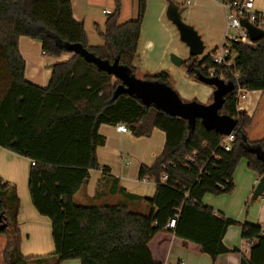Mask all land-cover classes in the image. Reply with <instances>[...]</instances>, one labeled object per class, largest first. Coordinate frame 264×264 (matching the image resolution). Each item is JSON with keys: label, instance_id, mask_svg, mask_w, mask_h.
<instances>
[{"label": "trees", "instance_id": "16d2710c", "mask_svg": "<svg viewBox=\"0 0 264 264\" xmlns=\"http://www.w3.org/2000/svg\"><path fill=\"white\" fill-rule=\"evenodd\" d=\"M114 3L105 30L97 27L104 43L93 46L84 24L74 17L71 0H0V148L35 162L28 188L38 212L52 222L54 241V251L49 254H22L20 197L17 187L0 177V234L8 238L5 264H61L71 259H79L81 264H163L151 249L159 233L171 234L186 246L190 242L200 246L215 262L222 254L240 253L239 247L224 243L228 229L237 224L244 240L255 241L241 264H264V228L225 216L203 202L208 193L220 195L234 189L233 176L242 159L250 170L264 175V156L258 158L248 149L259 148L264 153V37L254 47L231 44L237 56L228 72L240 73L242 89L262 94L252 115L237 110L236 90L226 96L220 113L238 119L235 141L226 151L223 135L208 130L201 120L188 138L187 120L147 107L135 96L116 95L119 82L113 75L68 49L70 44H78L102 59L113 62L119 58L135 73L133 62L147 0H139L137 18L124 23H120L122 0ZM22 36L40 41L46 55H71L52 66L46 87L25 77L26 61L19 48ZM211 54L202 60L199 56L185 60L190 78L198 80L199 71L207 76L211 68L218 76L224 71ZM146 79L171 85L166 71ZM118 123L127 124L136 136H149L155 128L166 133L161 155L139 170L140 179L148 177L156 183L155 195L130 196L149 205L147 214L125 204L81 205L74 201L92 169L101 170L104 178L110 174L97 156V148L106 142L99 127ZM164 174L168 176L165 181ZM117 190L115 180L111 191ZM119 191L127 195L125 189ZM176 210V227L167 228Z\"/></svg>", "mask_w": 264, "mask_h": 264}, {"label": "crops", "instance_id": "0c3cea01", "mask_svg": "<svg viewBox=\"0 0 264 264\" xmlns=\"http://www.w3.org/2000/svg\"><path fill=\"white\" fill-rule=\"evenodd\" d=\"M71 1L74 17L84 24L90 45H102L104 41L98 35L97 27L102 31L105 30L108 15L115 9L114 0ZM127 1L122 0L120 23L135 19L138 15L139 0L132 1L133 7L129 13L126 10ZM225 1L193 0L191 5L186 6V21L201 34L205 49L210 45L213 49L210 53L224 42L226 32ZM168 2V0H147L142 28L143 25H147L148 16L152 14L157 17L158 21H161L162 14L168 10ZM172 2L176 3L174 0ZM255 8L258 11H264V0H255ZM105 10H109L110 13H105ZM92 26L99 39L96 44L91 43L88 31ZM19 48L26 61V79L42 87H46L49 83L52 66L71 57L70 54L60 57L46 55L40 41L26 36L20 37ZM139 49L140 41L138 52ZM167 49L168 46L164 47L160 42L157 45L150 40L144 49L146 51L144 62L146 64L157 62V65L162 66V60L167 56ZM137 55L133 62L136 71L139 69L136 62ZM250 92H254L252 97L249 96ZM210 94L208 95L211 99L213 94L212 96ZM261 94V91H248V99L245 102L247 107L244 106L250 115L254 113ZM99 133L105 136L106 142L97 148L98 160L102 166H108L111 172L108 177L104 178L101 170L92 169L89 180L74 196V201L81 205L125 204L133 211L149 213L150 207L144 200L130 196L151 198L155 195L156 183L140 179L139 170L142 165H152L161 155L166 143V133L155 128L149 136H136L132 130L129 133H122L116 129V125L109 124L100 125ZM31 167V159L11 150L0 148V177L15 185L20 197L18 220L22 235L21 252L24 256L46 255L54 251L52 222L49 217L38 212L30 196L28 180ZM237 176H240L239 179L236 178ZM236 177L233 176L235 186L231 192L220 195L208 193L204 196L203 202L225 216L235 218L242 223L258 224L264 228V198L261 200L264 195L252 200L253 191L260 175L250 170L246 164L240 167ZM115 180L118 190L112 192ZM120 189H125L127 195L122 194ZM250 201L252 206L248 208ZM244 205L247 206L246 214H244ZM1 235H4L6 240L3 241L0 237V264H5L4 250L8 238L5 234ZM243 242L241 225L231 226L224 237V243L229 248H233L240 247ZM151 249L155 258L163 264H241L243 258L241 253L231 252L220 255L214 262L209 255L201 252L200 246L191 242L186 246L181 239L168 233H159L151 242ZM54 262L55 260H53ZM61 264H81V261L71 259Z\"/></svg>", "mask_w": 264, "mask_h": 264}, {"label": "water", "instance_id": "95a60500", "mask_svg": "<svg viewBox=\"0 0 264 264\" xmlns=\"http://www.w3.org/2000/svg\"><path fill=\"white\" fill-rule=\"evenodd\" d=\"M167 16L177 27L181 40L189 47L190 57L202 55L205 50L202 36L193 25L183 20L182 12L172 1L169 3ZM242 24L248 29L252 40L255 42L264 37V30L256 27L247 19H242ZM68 49L75 54L80 53L88 62L96 64L99 69L116 77L119 80L116 95L129 94L135 96L147 107L154 106L171 116L187 120L188 138L195 131L198 119L208 130H215L221 135L231 134L238 125L237 118L220 113L226 101V96L236 88L233 82H225L219 77H209L199 71L197 72L199 81L215 86L213 101L208 104L196 100L186 102L171 85L158 80L138 78L130 67L120 63L119 58H116L113 62L102 59L78 44H70ZM170 59L176 66H183L185 62V59L176 53H171ZM248 149L250 152L255 153L258 158L263 159L264 153L259 148L248 147ZM262 195H264V175L259 178L253 191L252 200ZM2 226L6 227L7 224Z\"/></svg>", "mask_w": 264, "mask_h": 264}, {"label": "rangeland", "instance_id": "374dc122", "mask_svg": "<svg viewBox=\"0 0 264 264\" xmlns=\"http://www.w3.org/2000/svg\"><path fill=\"white\" fill-rule=\"evenodd\" d=\"M133 0H128L126 3V10L127 13L132 11L133 7ZM173 1V0H172ZM176 3L177 8L180 9L182 12V18L186 21V15H187V5L184 4V0H174ZM137 2V0H135ZM170 3V2H168ZM190 24V23H189ZM192 25V24H191ZM197 30V29H196ZM89 35L91 39V43L96 44V41H98V37L96 36L97 32H95V29L92 27H89ZM198 31V30H197ZM143 32V33H142ZM200 34V33H199ZM99 35V33H98ZM201 35V34H200ZM100 36V35H99ZM152 40L153 43L159 44L162 43L164 47L168 46L167 49V56L163 58L162 60V66L157 65V62L153 63L150 62L149 64H146L144 62L146 51L144 50L146 47V44ZM140 49L139 54L137 55V65L139 66V69L135 72L136 76L140 79H146L148 76H151L153 74H157L161 71H166L170 74V84L173 86V88L180 94L181 98L188 102V101H198L200 103L208 104L213 101V98L210 99V95L212 96L215 86L205 84L199 80L192 79L188 76L187 69L185 66H176L171 62L170 55L171 53H176L180 57L187 60L190 57L189 53V47L181 40L179 31L177 27L173 24V22L168 18L167 11L162 14V20L158 21L157 17L152 14L151 16H148L147 25L142 28L141 36H140ZM213 49L209 46L204 50V53L199 56L200 60L205 58ZM115 78V77H114ZM208 92V94H207ZM254 92H250L249 96L252 97V94ZM247 107V105L245 104ZM246 160L242 159L235 171V177L239 174V169L241 166H245ZM240 176H237L236 178L239 179ZM264 197H261V200ZM248 208L251 205V201L248 202ZM253 204V203H252ZM93 205H106V204H93ZM245 212H247V206H245ZM11 212V211H10ZM12 213V212H11ZM1 240H6V237L4 235H1Z\"/></svg>", "mask_w": 264, "mask_h": 264}, {"label": "built area", "instance_id": "2783aa9c", "mask_svg": "<svg viewBox=\"0 0 264 264\" xmlns=\"http://www.w3.org/2000/svg\"><path fill=\"white\" fill-rule=\"evenodd\" d=\"M193 0H184V4L189 6ZM224 7L226 11V32L223 44L215 49L211 54L212 61L222 67L224 71L218 76L215 68L208 70L209 77H219L225 82H233L236 85L237 92V110H245V102L248 99V91L242 89L240 80L241 75L238 72L230 71L231 67L234 66L235 58L237 53L231 48L233 42H240L242 44L254 47L256 42L252 40L248 29L243 26L242 19H247L250 23L254 24L256 27L264 30V11H258L255 8V0H226L224 2ZM105 13H110L109 10H105ZM228 78L229 80H227ZM115 80H119L115 77ZM116 129L122 133L131 132L129 126L125 123L116 124ZM235 141V135L232 132L229 135H223L222 146L226 151L232 149V142ZM196 152L194 151V155ZM190 160H193V156L189 157ZM34 165L35 162H32ZM167 175H163V180L167 179ZM142 180L150 181L148 177H144ZM179 218V210H176V213L173 217L167 222V228H175L177 220ZM254 240H244L243 244L239 247L240 253L243 256L250 254L251 247L254 244Z\"/></svg>", "mask_w": 264, "mask_h": 264}]
</instances>
